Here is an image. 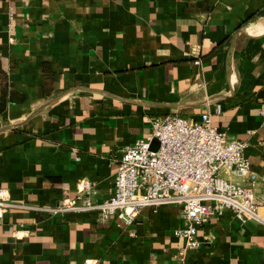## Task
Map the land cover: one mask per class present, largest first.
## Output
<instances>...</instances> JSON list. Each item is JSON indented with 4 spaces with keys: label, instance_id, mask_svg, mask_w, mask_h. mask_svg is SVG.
I'll return each instance as SVG.
<instances>
[{
    "label": "crops",
    "instance_id": "obj_1",
    "mask_svg": "<svg viewBox=\"0 0 264 264\" xmlns=\"http://www.w3.org/2000/svg\"><path fill=\"white\" fill-rule=\"evenodd\" d=\"M263 105L264 0H0V264H264L263 224L229 210L184 262L182 206L131 226L47 211L82 180L110 199L123 149L165 115L246 141L264 197Z\"/></svg>",
    "mask_w": 264,
    "mask_h": 264
},
{
    "label": "built area",
    "instance_id": "obj_2",
    "mask_svg": "<svg viewBox=\"0 0 264 264\" xmlns=\"http://www.w3.org/2000/svg\"><path fill=\"white\" fill-rule=\"evenodd\" d=\"M261 114L264 117V105ZM151 127L147 140L123 149L116 161L110 199L96 202L95 186L82 180L73 196L66 195L47 211L55 215L97 212L103 220L116 218L131 226L145 207L182 206L187 225L175 233L183 241L177 255L181 262L189 250L207 244L200 238L201 227L226 210L242 224L254 219L264 226V197L256 195L252 184L256 174L245 155L246 141L230 138L213 123L210 113L198 120L180 115L156 117ZM154 140L157 150L152 149ZM13 206L7 191L0 190V215ZM262 238L264 258V232ZM83 264L100 263L91 259Z\"/></svg>",
    "mask_w": 264,
    "mask_h": 264
},
{
    "label": "water",
    "instance_id": "obj_3",
    "mask_svg": "<svg viewBox=\"0 0 264 264\" xmlns=\"http://www.w3.org/2000/svg\"><path fill=\"white\" fill-rule=\"evenodd\" d=\"M158 148V142L156 140L153 141L152 143V149H156Z\"/></svg>",
    "mask_w": 264,
    "mask_h": 264
}]
</instances>
